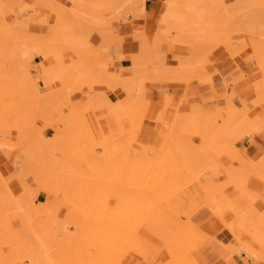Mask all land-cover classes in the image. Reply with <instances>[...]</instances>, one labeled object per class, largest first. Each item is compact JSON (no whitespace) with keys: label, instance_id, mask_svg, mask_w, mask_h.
Segmentation results:
<instances>
[{"label":"rangeland","instance_id":"obj_1","mask_svg":"<svg viewBox=\"0 0 264 264\" xmlns=\"http://www.w3.org/2000/svg\"><path fill=\"white\" fill-rule=\"evenodd\" d=\"M136 1L138 0H112L114 4L111 3V6L114 7L109 9L110 3L108 5L103 0H71L70 17L66 8L58 5L60 17L57 21V28L59 31L61 29L63 31L61 30L59 33L60 36L58 40L56 39L57 42H53L55 39H50L51 41L48 39L49 42H53L50 44L44 39L46 42L44 44L47 45H43L45 47L42 48L41 57L45 66L49 64V67L46 66L47 73L50 70L55 77L61 80V83L57 85V89L54 90L53 94L43 95L42 99L36 98L35 95H33L34 98H31L32 96L28 95L29 92L25 94L27 88L25 89L22 83L30 81L31 78L25 82L26 77L19 73L20 71L23 73L29 72L25 65L22 63L21 65L20 62L14 59V57H18L19 50L16 51L15 56L13 52L10 53V56L7 54V62H13L12 59L17 61L18 67L15 68L18 69L14 68L17 72L12 68H5L2 55L0 56V151L2 152L11 150L7 144H4L5 141L9 145L11 143L17 150L23 149L29 153L40 152V144L44 136L43 130L46 127H51L55 133L56 128H59L58 111L68 114L70 109L73 110L74 114L75 105L68 102L72 107L67 103L68 108H66L64 97L69 99L70 94H72L71 100L76 102L73 99L74 94L81 93L83 98L84 93L78 90L86 87L89 89V94L92 91L90 87L92 82H104L111 85L122 79H127L128 81L125 83L127 92L134 89L133 92L128 94H136L139 89L138 86L145 91L146 84L151 82L150 78L155 75L154 63L159 64L161 62L157 54H165V65L166 63L175 64L174 67L166 66L172 72L173 81H178L176 84L174 82L162 83L164 89L160 92L161 100L158 105L161 110L154 123H164L168 129L166 136L160 145L156 147L138 141L139 132L144 127V121L151 110L152 104L145 97L134 102L137 104L134 106L136 107L133 112L134 115L127 110V103L125 102H123L124 112L120 113L102 112L92 104L86 113L82 115L74 114L70 119L64 118V125H60V128L63 127L60 131L62 133L60 144L50 146L51 150L48 149V151H52V153L47 151L48 153L46 152L45 155L49 156L42 157L41 155L45 159L41 160L40 157L38 158L40 160H37L38 162L31 163L32 160H36L38 157H36V154L35 156H29L21 152L19 158L16 156L12 161L15 170L14 181L4 180L3 178L6 176L0 169V180L2 179L0 194L2 197L4 196V199L0 200V234L2 229L4 230V235H0V261H2L0 264H31L30 262L32 264H93V262L94 264H106L111 261L112 264H130L132 259V264H153L147 260L152 253L161 255L154 264H199L193 254L197 248L200 246L202 248L209 243L208 240L211 235L206 231L201 230L202 233L204 232L203 235L200 232L201 236H196L198 231L194 233L193 230L191 233L196 235L191 234V237L193 236L195 239L189 240V235L186 237L188 241L185 239L182 244L179 242L178 247L177 242L175 246L173 244L178 239L180 241L182 237H178V235L184 234L189 223L195 226V230L201 229L198 225L206 210L210 211L207 207L209 201L212 202L211 200H216V198L220 201L221 195L219 193L222 192L227 197L225 193L228 194L230 187H234L229 185L232 183H228V178L225 177L230 171L229 168H223L222 164L227 167L233 165V163L238 165L240 159L247 161L249 164L255 163L256 160H249L244 154H240L237 146L247 137L252 138L254 135L259 134L256 133L259 127L264 131V43L261 44V40L264 41L262 38L264 37V0H260L261 2L259 0H255L256 2L247 0L246 4L244 3L245 5L242 4L243 6H239L241 8H237L239 12H242L240 10L247 7L242 14L239 15L238 13L237 17L239 19L243 20L246 13L248 17L249 14L256 17L254 19L259 21L260 26L257 27L258 32H255L256 30L252 28L248 17L246 18L248 21L241 22L238 19L236 24L233 21L229 23L226 17H222L221 8H224L223 5L227 4L229 6L235 0H217V2L216 0H174L173 20L170 23L169 38L164 40V49L161 52H157V54L154 52L146 53L148 42L146 39L143 40L142 37L133 38L130 36L126 40L130 48H136L144 52L140 57L144 70L130 71L123 69L121 73H97V77L95 73L91 72L96 67L90 63V59L79 57L76 61L72 59V56L76 57L77 53L85 52L84 50L91 56V51L87 49L91 29H98L100 25L104 26L107 23L113 25L129 21V16L133 15L135 11L133 8L136 6L134 3ZM198 1L201 3H198ZM189 3L190 5H188ZM21 4L22 0H14L8 2V4L0 2V20L2 21L8 15L14 13L18 15L20 12H24ZM38 5L48 7L43 3ZM85 5H88V7H85ZM15 6L19 9V12L14 9ZM200 10L205 11L202 13ZM237 10L236 12H238ZM89 12L100 15L103 17V21L89 19L91 18L88 15ZM102 22L105 24H101ZM3 23H0L2 24L0 31H3L4 28L8 30L11 28L10 24L4 25L5 23ZM173 23H177L176 27ZM89 28L91 29L89 30ZM175 28L185 31V33L189 32L187 31L189 29L190 34H195L186 38L185 41L179 42L175 37ZM106 29H113V26ZM140 29L141 27L139 32H136L137 34H141ZM260 33L262 34L260 35ZM248 39L253 41L252 44H255V48L251 46L252 44H248ZM3 40L0 37V54L3 52ZM5 40L6 43L15 44L11 33L10 37L5 38ZM39 42L36 43L40 45L41 42ZM226 45H229L231 51L228 50ZM219 53H224L234 60L237 70L244 73L242 74L243 77L245 71L251 69L248 79L254 80L257 89L255 93L253 90V93L250 94L251 96L246 105L248 111L243 112L242 103L239 104L240 97L238 98V96L235 98L236 106H238L237 112L225 113L223 116L207 117L204 110L198 107L192 108V106L187 107V111H183V108L186 107L183 98L176 101V98L169 94L167 88L171 85L174 87L189 86L190 88V85L194 83L201 84L199 69L204 66L208 67V72L213 69L211 67H214V64L210 59L213 55ZM69 54L72 56L70 57ZM240 62L244 63L243 68L239 67ZM79 67L82 68V74L77 72L80 69ZM22 68L27 71L25 72ZM19 69L21 70L19 71ZM158 70L162 73L164 66L162 64L158 65ZM212 72L210 71V73ZM27 74L30 76L29 73ZM209 76L208 74V78H210ZM6 78L7 80H5ZM39 78H42V76H38ZM130 79L135 82L129 81ZM244 84L247 93L249 92L248 82H244ZM229 85L228 83V91L224 93L223 99L214 102V105L210 107H206V111L210 112L214 108H216V111L220 107H225L226 101L231 96L230 91L238 86L230 88ZM98 87L101 86L95 85L94 91L102 93L97 90ZM19 90L25 91L21 92L20 95L18 94L20 93ZM241 91L240 89L239 93ZM22 93L25 95H22ZM33 94L36 93L33 92ZM240 95L241 99L247 97L243 91ZM120 101H123V99L121 98ZM18 103L21 104L20 108L22 109H19L22 111L19 121L22 122L23 127L25 126L20 130H16L15 127L12 128L17 119L9 118L11 113L7 114L1 108L4 105L10 106V104L18 106ZM90 111L94 115H98L95 125H90L92 123H90ZM100 112L102 113L100 114ZM7 115L8 117H6ZM101 118H112L116 131L114 126L112 127L106 119ZM100 119L106 129V135L99 130L100 127L98 128ZM26 125H28V128ZM19 141L23 142L21 147L17 146ZM137 145H140L142 150H137L135 148ZM17 159L19 160L18 163ZM132 162L133 164H131ZM221 178L225 181L218 184L214 183L215 180ZM14 182L22 188V192L18 195H15L10 188ZM200 190L205 195L206 201L201 207H197L193 213L188 212L187 217L183 212L192 208L195 204L193 199L190 198L191 200L182 207V211L172 206V202L169 201L173 197L195 196ZM235 191L238 192L236 189ZM39 193L46 196V199H44L46 200L45 205L42 203L36 204ZM242 195L244 196L243 201L234 200L230 196L231 199L227 198L234 200L240 208H246L250 203L255 204L257 202L256 205L261 209L262 214L254 220L242 222V214L235 212L230 206L224 212L225 221L223 220L230 227L225 228L226 226L224 227L220 219H216L215 222L222 224L224 231L230 228L233 229L229 231H231L230 236H233L231 237L234 242L225 244L227 242L225 237L223 239L216 238V240L230 251L231 258L235 254L245 253L248 258H254L256 262L264 263V238L258 237L259 234H264V206L258 200L247 197L245 194ZM246 197L249 198L250 203L245 201ZM154 206L155 209L158 208L159 210L164 208L171 210L172 213L168 215L171 218L179 217L183 227L175 233L170 230L169 238H173L163 243L162 247H156L147 241L141 235L142 228H140L136 232L137 235L139 238L145 239L151 247L147 258L144 259L132 254V248L126 249L127 246L122 245V242L118 244V239L116 241L113 238L118 237L116 234L119 231L121 233V226H124V223L120 225L118 221L122 222L123 219H127L133 227H142L147 218L153 215L149 213ZM46 207L49 210H46ZM211 214L213 215V213ZM117 223L120 227L118 232H116L119 229ZM125 228L122 230H125ZM109 229L112 230L108 231ZM229 231L227 230L226 233H229ZM245 231L246 233H244ZM106 232L108 236H106ZM104 234L106 237H102ZM241 239L245 242L240 241ZM109 241L110 243H107ZM113 241L114 244L117 242V246L121 245L122 247H119L118 250L117 246L111 244ZM100 243H103V245L101 244L103 248H101ZM253 243L255 245L251 247ZM105 244H107L106 247ZM113 246H115L114 251L111 250ZM170 246L177 247L178 250H173L171 247V254H168L164 249ZM254 246H257L256 249ZM99 248L102 250L99 251ZM255 250L257 254H255ZM103 251L106 252L103 253ZM250 251L253 255H249ZM134 252L140 255L137 251ZM99 253H103L105 256L103 254V256H99ZM107 255L111 256L110 262L105 261V258V260L103 259ZM112 255L115 260L112 259ZM124 255L129 261L124 259ZM110 258L107 260L109 261ZM136 258L144 261H136Z\"/></svg>","mask_w":264,"mask_h":264},{"label":"crops","instance_id":"obj_2","mask_svg":"<svg viewBox=\"0 0 264 264\" xmlns=\"http://www.w3.org/2000/svg\"><path fill=\"white\" fill-rule=\"evenodd\" d=\"M14 0H0L3 4H8V2H12ZM71 0H22V9L24 8V12H20L18 15L11 14L7 17H4L3 21L6 22V24H10V29H4L6 31H0V37L9 38L10 33L12 35H16L15 37L19 36V38L22 37V35L27 37L24 33H26L29 36H32V38L42 41L44 39H55L54 36L57 34L55 33V29L57 28V21L60 17V10L58 9V5H62L66 8L67 14L70 17V3ZM81 1V0H78ZM166 0H145V4L142 3L140 0L134 2L135 7L133 8L135 11L133 12V15L129 16V21L126 22H119L115 24H106L108 26H101L99 29L92 30L88 37V43H87V49L89 51H94L93 57L88 54L86 50L85 52H79L77 53L76 57L69 54V56H72V59L74 61L77 60V58H88L90 59V63L96 67L93 71L95 75L98 74H107L109 72H115L121 68L125 70H144L142 66L141 61V54L144 53L142 50L136 49V48H130L128 46V43H126V40L132 36L134 37H142V39H147L148 42V51L146 50V53L154 52L157 54V52H161L164 49V41L168 39L169 37V31H170V25L163 24L162 22L171 21L173 20V12H174V4H165ZM39 3H43L48 5L46 6H38L35 5ZM35 5V6H34ZM145 5V6H143ZM143 7V11L140 12V9ZM17 12H19V9L15 6ZM139 9V11L137 10ZM89 13L88 15H90ZM94 15V14H93ZM91 16V15H90ZM96 16V17H95ZM94 17L98 19L97 21H101L103 17H100V15H95ZM99 16V18H98ZM93 16L90 19H95ZM113 29H110L112 28ZM110 27V28H109ZM141 27L140 31L141 34H137L136 32H139V28ZM106 28L110 29L107 30ZM23 29V30H21ZM58 29V28H57ZM15 30L19 32H15ZM21 30V31H20ZM10 32V33H9ZM14 32V34H13ZM24 32V33H23ZM58 34L60 33L58 29ZM3 33V34H2ZM22 33V34H21ZM55 33V35H54ZM6 34V35H5ZM8 34V35H7ZM19 34V35H18ZM21 34V36H20ZM134 34V35H133ZM54 35V36H53ZM58 36V35H56ZM13 37V38H15ZM123 37L125 39V42L123 41ZM131 37V38H132ZM17 38L18 40H20ZM155 38V39H154ZM15 39V41H18ZM26 39V38H25ZM118 39H122V42H120ZM162 39V40H161ZM22 40V39H21ZM126 43V44H125ZM16 44V43H15ZM15 44H7L6 41L3 40V47L4 50L3 53H11L15 55L17 49L20 50L24 49L26 56H25V62L28 63V71L30 73V76L35 82L36 89H38V93L35 94L36 98L42 99L43 95H49L53 94L54 90L57 89V85L61 83V80L58 77L53 76L54 73L50 72V70L47 73V67H49V64L46 66L44 65L43 59L38 56V54H31L30 53V46L29 43L25 42L21 45H15ZM25 45V46H23ZM16 46V47H15ZM125 46V47H124ZM10 47V48H9ZM95 47V49H94ZM29 49V51H27ZM10 50V51H8ZM13 50V51H12ZM8 51V52H7ZM7 54H3L2 59L4 60V67L13 68L15 67L14 62H7ZM159 60L161 61L159 64L154 63V70L155 75L150 78L151 82H148L145 86L144 96L146 100L150 101L151 104V110L147 115V118L144 121V127L139 132L138 141L140 143H147V145H153L154 147L160 145L164 137L166 136V131L168 127L163 123L155 124L154 120L158 116L160 112V100H161V91L164 89V86L162 83L168 84L169 83H178V81H173L172 72L168 70L167 66L174 67L175 64H169L166 63L165 65V54H157ZM81 56V57H80ZM123 56V57H122ZM15 59V57H14ZM14 59L12 61H14ZM211 62L214 64V68L217 70L218 74H216L213 78L214 82V91L212 88L205 87L202 84L194 83L188 87H174L169 86L167 88L169 94H171L173 97L176 98V101L183 98L184 101V107L183 111H187V107L192 106V108H200L204 110L205 112L209 113L205 110L206 107H210L214 105V102L221 101L224 96V93L228 91V89L225 87L224 80L227 79L228 83L230 84L231 90V96L229 100L235 101V98L237 96H241V92H244V95H246L245 90V84L244 82H248V78L250 76L251 69H248L245 71V76H242V71H238L235 67V61L230 59L226 54L219 53L217 55H213L211 57ZM81 61V60H80ZM14 63V65H13ZM164 66V71L161 73L158 70V65ZM9 65V66H8ZM239 67L243 68L244 63L240 62ZM30 69V70H29ZM233 74L232 76H230ZM38 76H42V78L38 79ZM98 77V76H97ZM224 78V80L222 79ZM127 79H122L120 81H117L115 83H112L111 85H108L104 82H92L90 84L91 92L88 94L89 89L84 87L78 91H82L84 93L83 98L81 97V93H76L73 96V99L76 102H72L71 95L69 99L64 97V102L66 104V108H68L67 103L71 102L73 105H75V111L74 114L76 115H82L86 113L91 105L93 104L96 108H99V110L106 111V112H124L123 111V105L124 103H131L132 106L137 105L134 103L138 98L134 95H130L128 93H131L134 91H128L127 92V85L125 83L127 82ZM129 81L135 82L133 79H130ZM100 85L101 87H98L97 90L100 92L94 91V86ZM170 85V84H169ZM105 86V87H102ZM108 89H107V88ZM222 87V89H221ZM219 88V89H218ZM242 90L239 93V90ZM77 91V92H78ZM75 93V92H74ZM89 96H86V95ZM92 94V95H91ZM34 95V94H32ZM31 96V94H30ZM243 96V95H242ZM82 98V99H81ZM66 99V100H65ZM68 105L72 107L69 103ZM191 109V108H190ZM216 108L211 109V111H214ZM60 111V110H59ZM59 128H56L57 132H53L51 127H46L43 130V140L40 144L41 150L38 153L45 152L50 144V140L55 136V134L59 133L63 129L60 128L61 119L67 118L70 119L73 114V110L71 111L69 109L68 114L64 113L63 111L59 112ZM192 111V110H191ZM100 112V114L102 113ZM90 113V125L94 124L98 115H94L92 111ZM83 117V116H82ZM106 119L109 124L114 126V130L116 131V126L114 124V121L112 118H101ZM101 119L98 122V128L103 134L106 135V129L101 122ZM88 124V123H87ZM261 126V125H260ZM259 127L258 129H260ZM113 130V131H114ZM262 131V130H261ZM22 138V137H21ZM20 146H19V145ZM17 144L18 147H21L23 145V142L19 141ZM137 150H142V147L140 145H137L135 147ZM238 152L240 154H244L246 158L249 160H260V167L264 170V132L254 135L252 138L247 137L243 142L239 143L238 146ZM20 151H24L23 149ZM19 150H5L4 152L0 151V169L2 170L5 178H3L6 181H14L15 179V170L12 166V161L16 158H19L20 152ZM35 154V153H30ZM37 154V153H36ZM17 159V163H18ZM255 161V162H256ZM247 163V161H245ZM16 163V164H17ZM249 164V163H248ZM253 164V163H251ZM15 166V165H14ZM36 180V178H35ZM225 180L223 178L217 179L214 181V183L218 184L221 182H224ZM247 182V189L251 193H258L260 195H264V183L260 179H257L255 177H251ZM230 186H233L232 184H229ZM11 190L15 195H18L22 192L21 186L14 182L11 184ZM227 188V187H226ZM229 188V187H228ZM224 191V190H223ZM225 195L231 199L232 197L234 200L243 201L244 196L238 192L235 191L234 187H230V190L228 191V194L225 193ZM230 196V197H229ZM194 200L195 204L192 206L191 209L188 211H184V215L187 217L188 212H194V210L197 207H201L204 202L206 201V197L203 194V192L200 190L198 194L195 196H179V197H173L169 199V201L172 202V206L178 208L182 211V207L189 202L191 199ZM46 196L43 193L38 194V198L36 199V204L42 203L43 205L46 204ZM217 199V198H216ZM231 208L234 209L235 212L242 214V222L243 221H251L254 220L256 217H259L262 214L261 209L255 204H251L249 198L246 197L245 201H249V205L246 208H240V206L234 201ZM246 204V202H245ZM170 207V206H168ZM158 211H157V210ZM155 209V206L152 208L149 218H147V221L144 222L142 226L141 235L149 241L152 245L156 247H162L163 243L166 241L171 240L172 238H169V231L173 230L174 233L177 230H180L183 225L180 222L179 217L171 218L168 214L172 213L169 211V209L164 208L159 210L158 208ZM46 210H49L48 207H46ZM196 211V210H195ZM160 213V214H159ZM199 228H201L202 231H206L209 235H211L210 239L208 240L209 243L203 246L202 248H197L194 252V258L199 264H264L260 262H256L254 258H248L245 253L241 254H235L231 258L230 251L225 247L220 245L216 238L223 239L226 237V243L225 244H232L234 242L233 238L228 234L224 232L223 226L219 222H215L213 220V216L206 210L205 214L203 215V218L201 219L200 224L198 225ZM144 239V240H145ZM199 249V250H198ZM131 253L134 254L137 257H142L141 255L137 254L133 250H131ZM124 259L127 260L126 255H124ZM160 254L152 253L147 258V260L150 263H155L156 260L160 258ZM146 259V258H144ZM129 261V260H127ZM132 264L133 259L130 260ZM136 261L143 262L144 260L140 258H136Z\"/></svg>","mask_w":264,"mask_h":264},{"label":"bare ground","instance_id":"obj_3","mask_svg":"<svg viewBox=\"0 0 264 264\" xmlns=\"http://www.w3.org/2000/svg\"><path fill=\"white\" fill-rule=\"evenodd\" d=\"M103 1H105L106 2V4L108 3V5H109V3H110V7H109V9H111V8H113L114 6H111V3H112V5L114 4L113 2H112V0H103ZM142 3H144L145 2V0H140ZM178 1V0H177ZM176 1V2H177ZM192 1V0H191ZM197 1V0H196ZM200 1H202V0H200ZM200 1H198V3L200 2ZM204 1V0H203ZM246 1L247 0H235L234 1V3H233V1H232V4H229V6H227V4L226 5H223L224 6V8H221L222 10H221V12H222V17H226V20L228 19V21H229V23L231 22L232 23V21L236 24L237 23V21H238V19H239V17H237L238 16V13H239V15H240V13L242 14V12L243 11H246L245 9H247V7L246 8H242L240 11H242V12H239L238 10H237V8L239 7V6H243L242 4H246ZM255 1V0H254ZM253 1V2H254ZM257 1V0H256ZM255 1V2H256ZM260 1V0H259ZM105 2H103V3H105ZM175 1L174 0H167L166 2H165V4H175L174 3ZM181 2V1H180ZM216 2H217V0H216ZM261 2V1H260ZM201 3V2H200ZM203 3V2H202ZM231 3V2H230ZM118 4V3H117ZM145 4V3H144ZM217 4V3H216ZM223 4V3H222ZM244 4V5H245ZM248 4V3H247ZM35 5H38V4H36L35 3ZM34 5V6H35ZM116 5V4H115ZM178 5V4H177ZM188 5H190V3L188 4ZM258 5V4H257ZM39 6V5H38ZM104 6V5H103ZM143 6H145V5H143ZM192 6V5H191ZM201 6V5H200ZM204 6V5H203ZM249 6V5H248ZM255 6V5H254ZM74 7V6H73ZM75 7H77V6H75ZM85 7H88V5H85ZM84 7V8H85ZM90 7H92V6H90ZM90 7H89V9H90ZM197 7V6H196ZM202 7V6H201ZM78 8V7H77ZM76 8V9H77ZM195 8V7H194ZM239 8H241V7H239ZM249 8H251L250 6H249ZM75 9V8H74ZM88 9V8H87ZM94 9V8H93ZM93 9H91V10H93ZM140 9V12L141 11H143L144 9H143V7H141V8H139ZM139 9L137 10V11H139ZM141 9H143V10H141ZM80 10V9H79ZM116 10V9H115ZM236 10L238 11V12H236ZM1 11V10H0ZM83 11V10H82ZM81 11V12H82ZM85 11V10H84ZM89 11V10H88ZM134 11V10H133ZM201 11V10H200ZM205 11V10H204ZM204 11H201L202 13H204ZM235 12V14H233ZM90 13V12H89ZM103 13V12H102ZM116 13V12H115ZM201 13V14H202ZM206 13V12H205ZM256 13V12H255ZM88 14V13H87ZM91 14H93V12H91ZM217 15V14H216ZM218 15H220V14H218ZM246 15V17H244V19L242 20V19H239V20H241V22L243 21V22H246V18L248 17L247 16V13L245 14ZM90 16V15H89ZM93 16V18H95L96 16H95V14L94 15H92ZM92 16H90V17H92ZM95 16V17H94ZM260 16V15H259ZM101 17V16H100ZM243 17V16H242ZM251 17V18H250ZM254 17L255 16H251V14H249V17H248V19H249V22L252 24V28L253 29H255L254 31L255 32H258V28L257 27H260L259 26V21L258 20H256V19H254ZM258 17V16H257ZM1 18H3L2 16H1ZM98 18H99V16H98ZM256 18V17H255ZM90 19V18H89ZM96 19V18H95ZM117 19H119L118 17H117ZM203 19V18H202ZM98 20V19H97ZM96 20V21H97ZM2 21H3V19H2ZM1 20H0V23H3ZM100 21V20H99ZM101 21H103V20H101ZM203 21V20H202ZM248 21V20H247ZM106 22V21H105ZM5 23V24H4ZM3 24L4 25H6V22H4ZM163 24H167V25H170V23H171V21H166V22H162ZM228 23V22H227ZM239 23V22H238ZM99 24V23H98ZM97 24V25H98ZM101 24H103V22L101 23ZM105 24V23H104ZM103 24V25H104ZM108 25H109V23H107ZM174 24V27H176V25H177V23L175 24V23H173ZM224 24V23H223ZM240 24V23H239ZM2 24H0V26H1ZM3 25V26H4ZM108 25H106V26H108ZM225 25V24H224ZM226 25H228V24H226ZM262 25V24H261ZM99 26V25H98ZM105 26V25H104ZM93 27V26H92ZM100 27H101V25H100ZM100 27H98V29L100 28ZM180 27V26H179ZM195 27V26H194ZM249 27V26H248ZM7 28H9L8 26H7ZM246 28V27H245ZM250 28V27H249ZM5 29V28H4ZM91 28H89V30H90ZM101 29H102V27H101ZM191 29V28H190ZM262 29V28H261ZM21 30H23V29H21ZM20 30V31H21ZM58 31V29L56 28L55 29V31ZM62 30V29H61ZM61 30H60V32H61ZM91 30H95V29H91ZM100 30V29H99ZM250 30V29H249ZM259 30H260V28H259ZM2 31V30H1ZM4 31V30H3ZM17 30H15V32H16ZM55 32V33H57L56 35H58V32ZM63 31V30H62ZM187 31H189L190 32V30L188 29ZM193 31H195V30H193ZM192 31V32H193ZM263 31V30H262ZM6 31H4V33H5ZM17 32H19V31H17ZM170 32V31H169ZM189 32H186L185 33V31L183 32L182 30H180V29H178V28H175V33H176V35H175V37L178 39V41L179 42H183V41H185V39L186 38H189L190 36H192V35H194V34H190ZM20 33V32H19ZM24 33V32H23ZM55 33H54V35H55ZM92 33V32H91ZM3 34V33H2ZM12 34V33H11ZM13 34H14V32H13ZM22 34V33H21ZM21 34H20V36H21ZM27 37H25L24 38V36L22 35V37L21 38H19V36H17V38H19L20 40H18L15 36L16 35H12L13 37H15V38H13V40H15V39H17L18 41H14V43H16L17 45H21L22 43H25V42H27V43H29V46H30V53L31 54H38V56H40L41 57V53H42V51H43V47H45V46H43V45H47V44H44V43H46L45 41L47 40V42H49V40L51 39V37L49 38V40L47 39V37H46V39H45V41L43 42V41H38V40H36V39H34V38H32V36H29V35H27L26 33H24ZM90 34V33H89ZM171 34V33H170ZM254 34H256V33H254ZM262 33H260V35H261ZM6 35V34H5ZM8 35V34H7ZM19 35V34H18ZM53 35V36H54ZM54 36V38L55 37H57V38H55V41L53 40V42H57V40H58V38H59V36H60V34L58 35V36ZM247 35H249V34H247ZM256 36V35H255ZM259 36V35H258ZM264 36V35H263ZM249 37V36H248ZM3 38V37H2ZM263 38V40H264V37H262ZM22 39V40H21ZM57 39V40H56ZM126 39V38H125ZM125 39H124V37H123V41L125 42ZM155 39V38H154ZM258 39V38H257ZM11 40V39H10ZM52 40V39H51ZM50 40V41H51ZM60 40V39H59ZM65 40V39H64ZM120 42H122V39H118ZM147 40V39H146ZM162 40V39H161ZM4 41H6L5 39H4ZM12 41V40H11ZM39 42L40 43V45L38 44V43H36V42ZM164 41V40H163ZM258 41V40H257ZM42 42H43V44H42ZM53 42H49L50 44L51 43H53ZM248 44L250 43V45L252 44V40H250V39H248ZM8 43V42H7ZM48 43V44H49ZM262 43H264V41H262L261 40V44ZM10 44V43H9ZM12 44V43H11ZM15 44V45H16ZM56 44H58V43H56ZM126 44V43H125ZM16 45V46H17ZM42 45V46H41ZM255 45V44H254ZM254 45L252 44L251 46L252 47H254ZM263 45V44H262ZM15 46V47H16ZM23 46H25V45H23ZM49 46V45H48ZM125 47V46H124ZM226 47L228 48V50H230L231 48H229V45H226ZM262 47V46H261ZM10 48V47H9ZM43 48V49H42ZM48 48V47H47ZM255 48V47H254ZM264 48V47H263ZM263 48H262V50H263ZM29 49H27V51H29ZM94 49H95V47H94ZM18 50V49H17ZM4 51V50H3ZM21 52L20 53H17V52H15V53H17V54H19L18 55V57H15V59L18 61V62H20V64L22 63L23 65H25V67H27L28 68V63H26L25 62V56H26V54L27 53H25V51H24V49H22V50H20ZM231 51V50H230ZM8 52V51H7ZM50 52V51H49ZM94 51H91V56L94 54L93 53ZM252 52V51H251ZM253 53V52H252ZM251 53V54H252ZM254 53H256V52H254ZM3 54H7V53H3ZM2 53L0 54V56L1 55H3ZM16 55V54H15ZM14 55V56H15ZM255 55H257V54H255ZM9 56H10V53H9ZM1 57H3V56H1ZM93 57V56H92ZM123 57V56H122ZM255 57V56H254ZM42 58V57H41ZM7 59V58H6ZM10 59H12V58H10ZM13 60V59H12ZM4 61V60H3ZM17 61H13L14 63H15V65H14V63H13V65L15 66V67H18L17 66ZM21 64V65H22ZM15 67H13L12 69L13 70H15V69H18V68H15ZM15 68V69H14ZM27 68H25V69H27ZM76 68V67H75ZM80 69L77 71V72H79V73H81L82 74V68L81 67H79ZM211 68H213V69H210V71H213L212 73H210V71L208 72V67H206V66H204L203 68H200L199 70H200V82H201V84H203L205 87H207V86H209L210 88H212L213 90H214V82H213V78H214V76L216 75V74H218V72H217V70L216 69H214V67H211ZM60 69V68H59ZM78 69V68H77ZM83 69H87V68H83ZM205 71H204V70ZM12 70V71H13ZM21 69H19V71H20ZM22 70H24L23 68H22ZM30 70V69H29ZM2 71V70H1ZM18 71V72H19ZM25 72L27 71V70H24ZM123 71V68H121V69H119V70H117V71H115L116 73H121ZM14 72V71H13ZM15 72H17L16 70H15ZM7 73V72H6ZM19 73H22V75H23V77L25 76L26 78H25V82H26V80H28V79H30L31 78V76H29L27 73H29V72H27V73H23V72H19ZM15 74V73H14ZM17 74V73H16ZM15 74V75H16ZM30 74V73H29ZM208 74L210 75L209 77L210 78H208ZM242 74H244V73H242ZM10 75H11V73H10ZM18 75V74H17ZM233 74H231L230 76H232ZM19 76V75H18ZM53 76H55V75H53ZM89 76V75H88ZM87 76V77H88ZM245 76V75H244ZM16 77V79H18V77L17 76H15ZM86 77V76H85ZM90 78H92V76H89ZM198 77V78H199ZM207 79H206V78ZM14 78V77H13ZM1 79V78H0ZM15 79V80H16ZM23 81H24V79L23 78H21ZM32 79V78H31ZM223 80H224V78H222ZM5 80H7V78L5 79ZM5 80H3L4 82H5ZM19 80V79H18ZM92 80V79H91ZM199 80V79H198ZM15 82V81H14ZM1 83V82H0ZM16 83V82H15ZM27 83V84H26ZM26 83H22L23 85H24V87H25V89H26V91H25V94L26 93H28L29 92V96H30V94H31V98H34L33 97V92L34 93H38V89H36V85H35V82L33 81V80H28ZM225 84V87L227 88V84H228V80L227 79H225L224 80V83H223V85ZM15 85H17V84H15ZM21 85V84H20ZM19 85V86H20ZM26 85V86H25ZM248 87H249V92H247L246 93V95H247V97H243L242 99H241V96H240V103L239 104H241L242 105V108H243V112H247L248 111V108L246 107V105L248 104V100H249V98H250V94L251 93H253V90H254V93H255V91H256V89H257V85H256V83L254 82V80H251V79H248ZM16 87H18V86H16ZM23 87V86H22ZM138 91H137V93H136V97L138 98V99H142V97H145L144 96V89H142V88H140L139 86H138ZM219 89V88H218ZM221 89H222V87H221ZM20 91V93H18V94H20L21 95V92H24L23 90H19ZM24 93H22V95H25ZM35 95V94H34ZM92 95V94H91ZM35 96H37V95H35ZM86 96H89V95H86ZM238 98H239V96H238ZM122 102H124V101H122ZM17 104V103H16ZM19 105L17 106V105H15V104H13V105H11L10 104V106H1V108H2V111H6L7 112V114H10V117L9 118H14V119H17V121L16 122H14V126L12 127V128H14L15 127V129L16 130H20V129H23V128H25V126L23 127L22 126V122H20L19 121V119H20V117H21V112L22 111H20V110H22L21 108H20V103H18ZM224 104V103H223ZM127 105V110L128 111H131L132 112V114L134 115V111H135V109H136V107H134V106H132L130 103H127L126 104ZM240 105V106H241ZM223 106V105H222ZM237 108H238V106H236V101H231V100H227L226 101V105H225V107H220V108H218L216 111L214 110V111H211V112H209V113H207V112H205L206 113V116L207 117H217V116H223L225 113H229V112H237ZM241 108V109H242ZM20 109V110H19ZM20 111V112H19ZM232 114V113H231ZM6 115V114H5ZM1 117V116H0ZM6 117H8V115L6 116ZM33 118H35V117H33ZM81 119H84V118H81ZM8 120V119H7ZM12 120V119H11ZM32 120V119H31ZM33 121V120H32ZM36 121V120H35ZM84 121V120H83ZM9 122V121H8ZM10 122H12V121H10ZM63 122H64V119H62L61 120V124H63ZM31 123V122H30ZM260 123H261V121H260ZM9 124V123H8ZM28 124V123H27ZM35 124V123H34ZM259 124V123H258ZM9 125H11V124H9ZM8 125V127H10ZM30 125V124H29ZM64 125V124H63ZM27 126V128H28V125H26ZM11 128V127H10ZM11 128V129H12ZM29 128H30V126H29ZM28 130V129H27ZM22 131V130H21ZM57 132V131H56ZM264 131H261V130H257V132L256 133H263ZM62 137V133L59 131V133H57V134H55V136L52 138V141H51V144H49V147L50 146H54V145H59L60 144V138ZM4 144H7V146H9L10 148H11V150H17L16 148H14V146H12V144L10 143V145L5 141V143ZM48 147V149H50ZM58 147V146H57ZM48 149L45 151V152H42V153H35L36 154V160H32V162L31 163H35V161L36 162H38L37 160H40V159H38V158H40L41 157V155H42V157H44V156H49V155H45L46 154V152L48 151ZM57 149V148H56ZM51 150V149H50ZM20 151V150H19ZM21 152H23V153H25L26 155H29V156H35V154H30L29 152H26V150H24V151H20L19 153H21ZM49 152V151H48ZM47 152V153H48ZM51 153H52V151H50ZM49 152V153H50ZM54 152H56V151H54ZM41 157V160H43V159H45V158H42ZM119 157H121V156H119ZM47 158V157H46ZM260 160L261 159H258L255 163H253V164H248V163H246L244 160H239V164L237 165V164H234L233 163V165H231V166H229V167H227V166H223V164H222V167L223 168H229V170L230 171H228V174L225 176V177H227L228 178V183L230 182V183H232L233 184V186L235 187V189L238 191V192H240V193H242V194H245L247 197H252V198H254V199H256V200H258L263 206H264V196H262V195H260V194H258V193H251L250 191H248L249 189H247V187H246V183L247 182H250V181H247L250 177H255V178H258V179H260V180H262L263 182H264V170L263 169H261V167H260ZM29 161H31V160H29ZM34 161V162H33ZM233 162V161H232ZM235 162V161H234ZM129 164V163H128ZM131 164H133V162L131 163ZM249 167V168H248ZM2 181V179L0 180V184L2 183L1 182ZM3 182H4V180H3ZM4 186H5V184H4ZM0 189H1V187H0ZM1 191H3V190H1ZM264 194V193H263ZM219 195H221V199H220V201L219 200H211L212 202H210L209 201V206L207 205V207H209V209H210V211H209V213L211 212V213H213V220L215 221L216 219H220L221 220V223L222 224H224V227L225 228H229L230 226H227V224H225L224 223V212L226 211V209H228L230 206H232L233 205V202L231 201V200H229L227 197H225L224 196V194L221 192V193H219ZM0 197H2L1 196V194H0ZM1 199H4V196L2 197V198H0V200ZM215 199V198H214ZM2 201V200H1ZM109 216V215H108ZM112 216V215H111ZM110 216V217H111ZM106 217V216H105ZM114 218V217H113ZM115 219V218H114ZM108 220V219H107ZM110 220V219H109ZM113 220V219H112ZM125 219H123V221L121 222H119L118 220H116V221H118V223H120V225H122L123 223H124V226H121V228L122 229H124V227H126L125 228V230H122L121 229V233H120V227H119V225H118V223H117V226L119 227V229L116 231V232H118L119 231V233H117L116 235H118V237H116L115 236V238H113V239H118V244H120V242H122L121 244L122 245H124V246H127V248L126 249H128V248H132L134 251H137L138 253H140V255H142V257H144V258H147V255H148V253H149V250L151 249V247H150V245L149 244H147V242L143 239V238H139V236L137 235V231H139V229L140 228H142L141 226H138V227H133L132 226V224L130 223V221L129 220H125ZM224 220V221H223ZM115 221V220H114ZM113 221V222H114ZM111 222V221H110ZM0 223H1V221H0ZM112 223V222H111ZM129 223V224H128ZM131 224V225H130ZM221 224V225H222ZM106 225H107V223H106ZM113 226H114V224H113ZM116 226V225H115ZM117 226H116V229H117ZM0 227H1V224H0ZM3 228H4V225L2 226ZM195 228V226L194 225H192L191 223H189V225L187 226V228H186V231H184V234H179L178 235V237H182L181 239H180V241H179V239H178V241L176 240L175 241V243L173 244V246H175V244H176V242H177V247H178V245H179V242L182 244V241L183 242H185L184 240L186 239V237H188L189 235H190V237H189V240L191 239V241L193 240V239H195L193 236L191 237V232L194 230L195 232L194 233H196L197 231H198V233H196V234H192V235H196V236H201V234L203 235V233H202V231H201V229H199V230H195L194 229ZM115 229V228H114ZM113 229V230H114ZM232 228H230V229H226L224 232L226 233V231L228 230H231ZM110 230H112V229H109L108 231H110ZM233 230V229H232ZM123 231V232H122ZM250 231V230H249ZM200 232H201V234H200ZM107 233V232H106ZM105 233V234H106ZM228 233V232H227ZM238 233V232H237ZM244 233H246V231L244 232ZM1 234H3L4 235V230L2 229V231H1ZM0 234V235H1ZM105 234H104V236H102V237H106V236H108V233L106 234V236H105ZM110 234V233H109ZM229 235L231 234V231H229V233H228ZM241 234V233H240ZM3 235L1 236L2 238H3ZM110 235H112V234H110ZM115 235V234H114ZM114 235H113V237H114ZM243 235V234H242ZM248 235V234H247ZM260 235V234H259ZM258 235V237L259 238H264V234H261L260 236ZM232 236V235H231ZM239 236V235H238ZM238 236H237V238H238ZM245 236V235H244ZM257 236V235H256ZM102 237H100V238H102ZM233 237V236H232ZM226 238V237H225ZM236 238V237H235ZM234 238V239H235ZM240 238V237H239ZM107 239H108V237H107ZM110 239L112 240V238L110 237ZM252 239V238H251ZM106 240V239H105ZM187 241H188V238L186 239ZM248 240V239H247ZM101 241H103V240H101ZM107 241V240H106ZM240 241H242L243 243L245 242V240L243 241V239H241ZM239 241V242H240ZM104 242V241H103ZM117 242H115L116 244H114V241H113V243H111V244H113V245H115V246H117ZM254 242H256V241H254ZM104 243H106V242H104ZM107 243H110V241L109 242H107ZM249 243V242H248ZM260 243H261V240H260ZM263 243V242H262ZM261 243V244H262ZM103 245V243H100V245ZM111 244H109V245H111ZM240 244H241V242H240ZM101 245V246H102ZM169 245V244H168ZM167 245V246H168ZM170 245H172L171 243H170ZM253 245H255V243H253L252 245H251V247H253ZM257 245V244H256ZM263 245V244H262ZM100 246V247H101ZM107 246V244H105V247ZM112 246V245H111ZM115 246H113L112 248H111V250H113L114 251V249L113 248H115ZM124 246H123V248H124ZM173 246H170V247H165V249H164V251L165 252H167L168 254L171 252V247L173 248V250H175L176 248H174ZM258 246V245H257ZM257 246H254L255 247V249H256V247ZM105 247H104V250H105ZM118 247V250H119V247H122L121 245H118L117 246ZM259 247V246H258ZM101 248H103V246L101 247ZM107 248H109V247H107ZM246 248V247H245ZM244 248V249H245ZM125 249V250H126ZM264 249V248H263ZM100 250H102V249H100L99 248V251ZM107 250H109V249H107ZM116 250H117V248H116ZM122 250V249H121ZM162 250V249H161ZM176 250H178V249H176ZM250 250V249H249ZM249 250H247V251H249ZM245 251V250H244ZM256 251V250H255ZM106 252V251H105ZM104 251H103V253H105ZM163 252V251H162ZM251 252L252 251H250V254L249 255H253V254H251ZM101 253V252H100ZM99 253V256H101L102 254H100ZM115 253H116V251H115ZM115 253H113L114 255H115ZM118 253H119V251H118ZM171 254V253H170ZM172 254H174V253H172ZM248 254V253H247ZM255 254H257V251H256V253ZM104 256H105V254H103ZM102 255V256H103ZM258 255H259V252H258ZM257 255V256H258ZM108 256V257H107ZM106 257H103V259L105 260V261H107V262H110V260H111V256L109 257V255H107ZM119 256V255H118ZM176 256V255H175ZM259 257H261V256H259ZM108 258H110L109 259V261L107 260ZM117 258V257H116ZM257 258V257H256ZM112 259H114L115 260V258H113V255H112ZM113 260V261H114ZM262 259L260 258V261H261ZM51 261H53L52 259H51ZM1 263H2V261H0ZM103 262V261H102ZM31 264H32V262H30ZM113 262L111 261L110 263H106V264H112ZM34 264V263H33ZM91 264V263H90ZM93 264H94V262H93ZM100 264V263H99ZM101 264H103V263H101ZM105 264V263H104ZM167 264V263H166Z\"/></svg>","mask_w":264,"mask_h":264}]
</instances>
